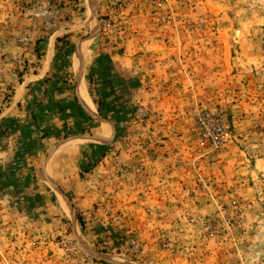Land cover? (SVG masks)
Listing matches in <instances>:
<instances>
[{"label":"rangeland","instance_id":"1","mask_svg":"<svg viewBox=\"0 0 264 264\" xmlns=\"http://www.w3.org/2000/svg\"><path fill=\"white\" fill-rule=\"evenodd\" d=\"M90 4L0 0L1 42L62 39L48 79L86 119L61 131H90L19 157L1 263L264 264V0Z\"/></svg>","mask_w":264,"mask_h":264},{"label":"crops","instance_id":"2","mask_svg":"<svg viewBox=\"0 0 264 264\" xmlns=\"http://www.w3.org/2000/svg\"><path fill=\"white\" fill-rule=\"evenodd\" d=\"M5 27L4 30H13L7 25ZM22 28L19 27L18 31ZM14 34L6 35L4 41H0V207L2 208L11 206L13 200V196L7 193V190L15 189L16 186L9 183V178L15 179L17 173L25 172L24 166L17 165L20 164L18 163L20 156L31 154V152L23 153L24 145L32 143L36 148L35 153H38L49 140L57 138L54 137L56 133H60L69 125L75 126L76 123V120L68 116L70 111H60L59 102L69 101L68 93L59 86V83L52 87V81L48 79L52 72L58 37L48 36L41 41L42 33L39 31L32 35L17 31ZM23 67H26L24 74L21 72ZM37 89L42 93L41 96L38 95ZM50 103H53L52 107L40 113L41 107ZM30 106L34 109L32 107L29 110ZM32 113H37L39 118L33 119ZM11 120L16 121L18 128L13 132H4V125ZM35 121L38 122L37 128L33 125ZM84 135L81 133L67 139ZM71 140L73 139L68 141Z\"/></svg>","mask_w":264,"mask_h":264},{"label":"trees","instance_id":"3","mask_svg":"<svg viewBox=\"0 0 264 264\" xmlns=\"http://www.w3.org/2000/svg\"><path fill=\"white\" fill-rule=\"evenodd\" d=\"M57 42H62V39H58ZM73 50H74V46L71 45L69 47V53H72ZM97 66H98V60H96L95 64L92 66L91 70L93 71L94 68L97 67ZM100 71H101V69H100ZM88 76H89L88 77L89 83L91 84L92 78H90V74ZM45 82H47V80ZM78 94H79V96H80V98L82 100V103H84L83 102V98H82V96L80 94V91H78ZM59 104H60V111H62V112L70 111L71 112L70 115H68V116L70 118L76 120V123H75V126L76 127H80L81 125L83 126L82 120L83 119L85 120L86 119V116L84 115V113L79 108V106L77 104V101H74L73 103H70L69 101H60ZM52 105H53V103H50V104L46 105L45 107H41L40 113L43 112L44 110L49 109L50 107H52ZM98 113L101 116H103L102 109H101V106H100L99 103H98ZM36 114L37 113H32V118L33 119L39 117ZM33 125L36 126V128H37L38 122L35 121ZM15 128H18V127H16V121L15 120H11V121H8L4 125V130L3 131L4 132H13V130H15ZM61 132H62V134L56 133L54 137H57L58 138V137H61V135H64L63 137L66 138V137L73 136V135H77V134H80V133H89L90 131L89 130L86 131L84 129H79L78 131H71V132H69V130L64 129V131H61ZM24 146L25 147H24L23 153H30L31 152L30 151V147H34V145H32V143L31 144H26ZM34 149H36V148L34 147Z\"/></svg>","mask_w":264,"mask_h":264},{"label":"bare ground","instance_id":"4","mask_svg":"<svg viewBox=\"0 0 264 264\" xmlns=\"http://www.w3.org/2000/svg\"><path fill=\"white\" fill-rule=\"evenodd\" d=\"M86 2H87V6L89 7V9H90V15L92 14V7H91V4H90V0H86ZM90 20V19H89ZM94 29V28H93ZM87 47H88V43H84L82 46H80L78 49H77V52H76V54H75V56H74V70L76 71V73L77 74H80V72H79V64H78V62H79V59L81 58V56L87 51ZM84 89V88H83ZM101 137H102V139H101V143H103V144H106V143H108L109 142V140H110V138H111V130H110V127L109 126H107V125H103L102 126V129H101ZM94 143V142H93ZM96 143H98V141L96 142ZM100 144V143H99ZM70 148V147H72V146H61V147H59V148H57V149H55L54 150V152H52V154H51V156H54L56 153H58L61 149H63V148ZM49 168V167H48ZM48 170V169H47ZM43 172H45V171H43ZM42 172V173H43ZM44 174V173H43ZM46 174V173H45ZM50 178V177H49ZM49 185V184H48ZM52 186V185H51ZM50 186V187H51ZM59 199H60V204H61V207H62V209L64 210V212L69 216V217H72V211L70 210V208H69V206H68V204H67V202H66V200L64 199V198H62V196L60 197V195H59ZM74 225V224H73ZM115 263H117V264H119V263H121V261L120 260H116V261H114ZM122 264V263H121Z\"/></svg>","mask_w":264,"mask_h":264}]
</instances>
